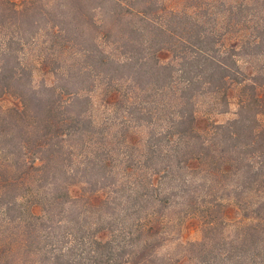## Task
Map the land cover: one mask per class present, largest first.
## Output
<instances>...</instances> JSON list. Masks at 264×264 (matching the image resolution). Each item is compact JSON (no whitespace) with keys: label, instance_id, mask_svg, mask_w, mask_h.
Listing matches in <instances>:
<instances>
[{"label":"trees","instance_id":"obj_1","mask_svg":"<svg viewBox=\"0 0 264 264\" xmlns=\"http://www.w3.org/2000/svg\"><path fill=\"white\" fill-rule=\"evenodd\" d=\"M0 264H264V0H0Z\"/></svg>","mask_w":264,"mask_h":264},{"label":"rangeland","instance_id":"obj_2","mask_svg":"<svg viewBox=\"0 0 264 264\" xmlns=\"http://www.w3.org/2000/svg\"><path fill=\"white\" fill-rule=\"evenodd\" d=\"M231 116H232L231 113H226L223 115H218L216 116V118L218 121H222L227 118H230ZM199 236H200V233H199V227H198L197 220L194 218H188L183 224L182 238L184 240H195V239H198Z\"/></svg>","mask_w":264,"mask_h":264}]
</instances>
